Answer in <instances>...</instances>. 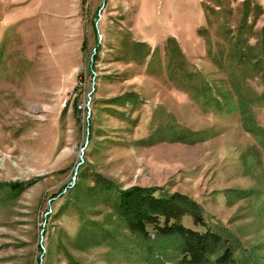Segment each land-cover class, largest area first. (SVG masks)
I'll return each mask as SVG.
<instances>
[{
  "label": "rangeland",
  "instance_id": "rangeland-1",
  "mask_svg": "<svg viewBox=\"0 0 264 264\" xmlns=\"http://www.w3.org/2000/svg\"><path fill=\"white\" fill-rule=\"evenodd\" d=\"M263 28L264 0H0V264H148L75 247L111 212L76 198L95 179L189 197L205 225L179 224L264 264V194L238 196L264 193V133L238 110L264 129Z\"/></svg>",
  "mask_w": 264,
  "mask_h": 264
},
{
  "label": "trees",
  "instance_id": "trees-1",
  "mask_svg": "<svg viewBox=\"0 0 264 264\" xmlns=\"http://www.w3.org/2000/svg\"><path fill=\"white\" fill-rule=\"evenodd\" d=\"M262 36L264 51V28ZM245 100L244 97L238 98V110L244 125L254 124L255 127L256 121L247 110ZM253 128L249 131L255 135L264 133V129ZM260 142H264L263 137ZM93 183V186L86 187L74 185L77 200L89 207L105 204L111 212L106 223L93 220L84 223L76 237L77 249L107 244L117 252L139 250L148 264H247L241 254L244 250L241 240L230 230L216 225L214 229L208 227L200 232L177 222L180 216L190 214L205 225L201 207L189 197L178 193L169 195L161 188L122 191L113 188L107 180L95 179ZM14 187L0 182V203L13 198ZM263 194L242 192L238 196ZM231 195L228 193L229 198ZM69 264L77 263L71 259Z\"/></svg>",
  "mask_w": 264,
  "mask_h": 264
}]
</instances>
